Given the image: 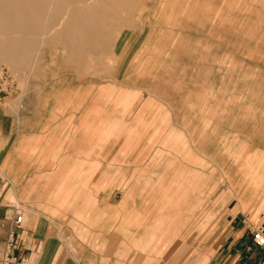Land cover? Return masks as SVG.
<instances>
[{
  "label": "crops",
  "instance_id": "1",
  "mask_svg": "<svg viewBox=\"0 0 264 264\" xmlns=\"http://www.w3.org/2000/svg\"><path fill=\"white\" fill-rule=\"evenodd\" d=\"M105 21H61L51 31L80 49L100 37ZM263 76L238 86V138L254 155L241 157L229 177L238 198L229 210L211 179L225 168L226 155L213 146L222 139L204 130L207 109L224 107L220 93L207 99L205 89L190 86L142 89L133 109L125 97L99 103L100 95L130 96L127 89L12 95L0 104V257L13 237L15 253L30 264H179V241L198 238V254L186 250L193 264H264V246L245 221L259 216L263 196L243 195L246 187L260 191L245 170L248 160L264 161ZM216 200L224 210L212 219ZM196 223L206 227L195 232Z\"/></svg>",
  "mask_w": 264,
  "mask_h": 264
},
{
  "label": "rangeland",
  "instance_id": "2",
  "mask_svg": "<svg viewBox=\"0 0 264 264\" xmlns=\"http://www.w3.org/2000/svg\"><path fill=\"white\" fill-rule=\"evenodd\" d=\"M1 2L4 7H23L15 10L12 23H22L27 17L25 28L7 30L4 28L7 9H0V75L7 70L16 80L18 91L14 94H19L18 100L25 95L39 98L52 88L93 87L101 89L100 94H121L127 89L125 93H131L130 96L100 95L99 103H117L116 99L125 97L126 104H132L133 109V104L142 97L137 96L142 89L161 93L164 89L190 86L205 89L210 94L207 99L220 93L224 107L207 109L211 118L204 121V130L222 139L221 144L213 146L226 155L224 171L211 179L212 183L221 184L219 197L224 193L227 196L225 210L238 201L229 177L238 169L241 157L254 155V150L238 138V86L254 82L257 74H264V0ZM110 8L131 10L113 13ZM80 18L90 24L102 23L106 18L105 25L97 32L100 37L81 46L82 51L77 45L65 44L51 31L58 29L61 21ZM62 29L67 28L63 25ZM12 39L21 64L15 70L6 61V51L1 49ZM258 82L264 86V80ZM262 149L260 155L264 156V146ZM255 162L248 160L245 171L260 191L247 192L246 187L243 195L253 199L262 195V206L264 161ZM215 194L212 200L218 196L214 197ZM216 203L217 200L211 207L212 219L224 210L216 209ZM204 227L206 224L202 223L193 226L195 232H201ZM201 242L198 238L180 240L179 246L185 249V254H179V264L196 263L191 259L193 254H198ZM188 247L193 248L188 252L191 259L186 252Z\"/></svg>",
  "mask_w": 264,
  "mask_h": 264
},
{
  "label": "built area",
  "instance_id": "3",
  "mask_svg": "<svg viewBox=\"0 0 264 264\" xmlns=\"http://www.w3.org/2000/svg\"><path fill=\"white\" fill-rule=\"evenodd\" d=\"M17 90L18 86L16 80L7 70L3 71L0 75V104L5 103ZM21 220L22 215L18 214L16 223H20ZM245 221L252 231L254 243L259 246H264V208L257 218L251 219L246 217ZM14 250L15 243L13 237H11L5 245L3 255L0 257V264H30L27 257L19 256Z\"/></svg>",
  "mask_w": 264,
  "mask_h": 264
},
{
  "label": "bare ground",
  "instance_id": "4",
  "mask_svg": "<svg viewBox=\"0 0 264 264\" xmlns=\"http://www.w3.org/2000/svg\"><path fill=\"white\" fill-rule=\"evenodd\" d=\"M0 1H4V0H0ZM4 5L5 4L2 2L0 3V9H3V10L5 8L7 9V12H5L6 18H5L4 28L7 30H12L15 27L25 28L27 26V17H24V21L22 23H12V21H11V17L14 16L15 10L17 8H23V7L17 5L16 8L14 6L15 9H13V7H10V6L4 7ZM28 24H29V22H28ZM16 47L17 46H16V42L14 41V39L9 40V42H7V44H5V47L1 46V49L6 51V57H7L6 61H8L12 65L13 70L18 69L21 66V64L19 63L20 62L19 59H17V57H16V55H17V51H15Z\"/></svg>",
  "mask_w": 264,
  "mask_h": 264
}]
</instances>
